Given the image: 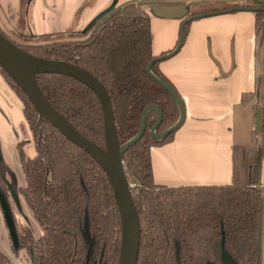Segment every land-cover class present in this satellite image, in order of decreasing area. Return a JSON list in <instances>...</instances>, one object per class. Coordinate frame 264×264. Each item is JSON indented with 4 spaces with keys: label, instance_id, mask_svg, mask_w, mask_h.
<instances>
[{
    "label": "trees",
    "instance_id": "trees-1",
    "mask_svg": "<svg viewBox=\"0 0 264 264\" xmlns=\"http://www.w3.org/2000/svg\"><path fill=\"white\" fill-rule=\"evenodd\" d=\"M163 3L114 6L85 31L72 27L41 34L23 28L16 31L25 42L52 40L46 44H21L0 31L34 56L72 63L95 75L108 91L116 138L123 144L138 132L147 105H155L162 112L157 134L175 124L180 115L174 97L146 70L157 55L152 52L150 16L143 5ZM186 7L188 13L180 18V24L187 15L208 11ZM235 7H264V2L218 3L210 10L236 12ZM247 11L254 14L255 86L241 95V101L262 107L264 9ZM192 21L185 24L184 37ZM159 62L151 65V73L177 92L159 69ZM0 74L22 103L34 147V155L27 156V141L16 146L24 177L18 192L41 230L36 235L28 226L15 224L9 188L0 177V211L9 246L13 252L24 249L31 264H118L120 216L105 171L88 152L40 116L26 91L2 64ZM35 76L49 104L85 138L104 148V116L96 92L69 75ZM156 117V110L148 109L144 133L122 154L123 171L128 184H133L129 188L139 219L136 264H256L260 190L255 187V164L263 149V126L252 131L250 144L233 146L231 183L169 186L155 182L150 151L170 142L178 128L164 138H153L149 130ZM5 211L13 224V237ZM261 258L264 264V254ZM0 264H10L2 250Z\"/></svg>",
    "mask_w": 264,
    "mask_h": 264
},
{
    "label": "crops",
    "instance_id": "crops-1",
    "mask_svg": "<svg viewBox=\"0 0 264 264\" xmlns=\"http://www.w3.org/2000/svg\"><path fill=\"white\" fill-rule=\"evenodd\" d=\"M128 2L162 1L144 4L150 16L152 52L172 50L179 39L180 18L165 17L168 9L184 4L203 7L232 5L264 0H0V30L18 29L35 34L52 33L75 26L84 28L98 13ZM170 11V12H171ZM173 11L172 13H177ZM183 17V16H182ZM84 30V29H83ZM10 37L9 35H7ZM11 38V37H10ZM254 14L247 10L222 12L194 19L183 44L173 56L162 59L159 69L170 80L185 106V120L172 140L151 148V164L156 183L178 185H225L232 181V148L248 145L252 131L263 126L264 103L253 107L241 101L252 91L254 80ZM259 116V117H258ZM23 116L22 103L0 74V177L8 183L12 209H27L18 188L24 184L16 146L25 154L35 151ZM10 149V154L8 150ZM259 163V164H257ZM259 172V173H258ZM260 190L261 255L264 254V143L255 164ZM0 211V230L7 232ZM27 224L36 235L41 230L30 213ZM26 222V221H25ZM19 224H23L22 221ZM26 225V224H24ZM261 259V258H260Z\"/></svg>",
    "mask_w": 264,
    "mask_h": 264
},
{
    "label": "water",
    "instance_id": "water-1",
    "mask_svg": "<svg viewBox=\"0 0 264 264\" xmlns=\"http://www.w3.org/2000/svg\"><path fill=\"white\" fill-rule=\"evenodd\" d=\"M115 5V1L106 9L98 13L85 27V30L93 26L103 15L108 13ZM236 10H262L264 7H235ZM232 9L223 11H210L199 14L187 15L180 24L179 27V39L176 47L165 54L155 56L146 67L147 72L153 77V79L166 89L176 100L180 115L175 124L167 128L161 133H155L160 121H161V110L155 105H147L141 115V125L134 137L129 139L123 144H119L116 138V129L114 122V114L111 99L108 91L101 83V81L93 75L90 71L81 68L75 64L59 61V60H48L37 56H34L20 46L12 42L0 31V64L7 70V72L20 84V86L26 91L31 102L36 108L37 112L55 126L62 134H64L69 140L81 147L83 150L88 152L105 171L109 183L113 190V195L117 205V209L120 216L121 224V242H120V253L118 264H136L139 243H140V229L139 219L137 212L134 208L129 184L126 180L123 171L122 154L126 148L135 143L144 133L145 130V119L148 109L153 108L157 112V117L154 125L150 128L149 132L153 138L161 139L169 133L179 128L185 120V106L178 93L173 90L169 85L160 80L150 71V67L153 63L161 61L162 59L169 58L178 52L183 44L184 40V26L188 21L198 19L205 16H210L222 12H229ZM168 9L164 14L165 17L176 16L178 18L186 15L188 9L184 4H179L176 7ZM178 11L177 13H172ZM4 63H9L17 67L25 76L23 84H21L6 68ZM40 73H58L69 75L78 79L91 87L99 97L103 109L104 116V130H105V147L90 141L85 138L80 132H78L56 109H54L46 98L41 93L36 83V74ZM259 117V116H258ZM259 213H258V229H257V255L256 264H259L261 258V247H260V233H261V200L259 199ZM5 218L8 224L11 236H14L13 224L10 220L9 214L5 211Z\"/></svg>",
    "mask_w": 264,
    "mask_h": 264
},
{
    "label": "rangeland",
    "instance_id": "rangeland-1",
    "mask_svg": "<svg viewBox=\"0 0 264 264\" xmlns=\"http://www.w3.org/2000/svg\"><path fill=\"white\" fill-rule=\"evenodd\" d=\"M210 7H211L210 5H205L203 7H197V8L191 6V11H194V10L195 11L209 10ZM207 12H210V11H207ZM71 27L75 28L74 24ZM85 27L82 28V30L85 29ZM79 30H81V29H79ZM7 35H9L12 40H14V41H16L18 43H21V44H26V43H28V44H34V43L46 44V43H51L52 42V40L40 41V42H36V41H34V42L33 41L25 42L22 38H20L18 36V34L16 32H12V33L11 32H7ZM81 38L82 37H73L71 39H78L79 40ZM58 40L63 41V40H67V38H60ZM8 153L10 154V149L8 150ZM7 185H8V183H7ZM132 185L133 184L129 183V187H132ZM13 214H14L13 216H14V220H15L14 222H15V224L17 226H28L30 228V225L27 224L28 223L27 222L28 221L27 218H30V213H28L27 209H23L21 207L19 209L15 208L13 210ZM21 221L23 223L22 225L19 224V222H21ZM24 224H26V225H24ZM5 232H7L6 228H5ZM36 233H37V231L34 232V234H36ZM9 244L10 243H9L7 235H6V239L4 241L3 236H2V232L0 230V250H2L4 252V254L10 259V264H31L30 256L24 249H19L18 251L13 252V248L11 246H9ZM259 264H263L262 258H261Z\"/></svg>",
    "mask_w": 264,
    "mask_h": 264
},
{
    "label": "bare ground",
    "instance_id": "bare-ground-1",
    "mask_svg": "<svg viewBox=\"0 0 264 264\" xmlns=\"http://www.w3.org/2000/svg\"><path fill=\"white\" fill-rule=\"evenodd\" d=\"M8 71L21 83L23 84L25 76L24 74L14 65L9 63H4Z\"/></svg>",
    "mask_w": 264,
    "mask_h": 264
}]
</instances>
